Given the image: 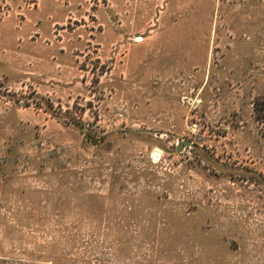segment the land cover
<instances>
[{"label":"rangeland","instance_id":"1","mask_svg":"<svg viewBox=\"0 0 264 264\" xmlns=\"http://www.w3.org/2000/svg\"><path fill=\"white\" fill-rule=\"evenodd\" d=\"M0 264H264V0H0Z\"/></svg>","mask_w":264,"mask_h":264},{"label":"water","instance_id":"2","mask_svg":"<svg viewBox=\"0 0 264 264\" xmlns=\"http://www.w3.org/2000/svg\"><path fill=\"white\" fill-rule=\"evenodd\" d=\"M190 145V141L186 140V141H183L182 143L178 144L176 146V151L179 152L181 149L185 148V147H188ZM159 151V150H158Z\"/></svg>","mask_w":264,"mask_h":264}]
</instances>
